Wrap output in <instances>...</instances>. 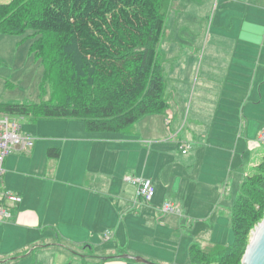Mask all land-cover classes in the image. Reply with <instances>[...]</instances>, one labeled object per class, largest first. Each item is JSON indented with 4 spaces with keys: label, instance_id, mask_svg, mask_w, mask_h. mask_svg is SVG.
Masks as SVG:
<instances>
[{
    "label": "crops",
    "instance_id": "obj_1",
    "mask_svg": "<svg viewBox=\"0 0 264 264\" xmlns=\"http://www.w3.org/2000/svg\"><path fill=\"white\" fill-rule=\"evenodd\" d=\"M171 9L178 29L167 53L176 57L163 64V114L145 115L118 133L64 124L52 137L34 138L29 153L5 159L2 185L22 201L11 221L0 224V264L45 258L105 264L110 258L95 250L114 240L112 229L127 210L136 213L143 204L126 195L137 191V179L151 180L148 203L171 202L177 211L162 214L178 215L181 223L192 218L189 201L202 204L193 193L217 195L234 171L240 190L264 149L253 147L264 130V0H173ZM56 146L59 157L48 159L47 149Z\"/></svg>",
    "mask_w": 264,
    "mask_h": 264
},
{
    "label": "trees",
    "instance_id": "obj_2",
    "mask_svg": "<svg viewBox=\"0 0 264 264\" xmlns=\"http://www.w3.org/2000/svg\"><path fill=\"white\" fill-rule=\"evenodd\" d=\"M164 0H11L0 3V35L31 34L30 53L41 61L51 99L41 103H0V115L15 118L77 120L89 133H118L138 119L163 114L164 81L158 61ZM43 34L55 37L56 54L47 55ZM70 72L65 102H55L56 79ZM82 86V87H81ZM84 89V98L72 93ZM59 148H48L57 159ZM244 176L231 208L234 242L211 253L192 245L193 264H241L251 232L264 218V149Z\"/></svg>",
    "mask_w": 264,
    "mask_h": 264
},
{
    "label": "rangeland",
    "instance_id": "obj_3",
    "mask_svg": "<svg viewBox=\"0 0 264 264\" xmlns=\"http://www.w3.org/2000/svg\"><path fill=\"white\" fill-rule=\"evenodd\" d=\"M10 1L0 0V3H9ZM172 2L173 0L163 1L162 11L166 15L165 27L169 32L163 34L158 44V59L163 67L162 75L165 79L167 71L164 65L174 64L175 62H172V60L176 57L167 53V47L171 44V34H174L178 29V18L171 9ZM29 34H31L30 31L23 36L0 35V103H41L51 99L50 84L47 80H44L41 61L30 53L32 40L29 37L27 38ZM42 37L46 41L47 55L50 58L54 57L56 54L54 35L43 34ZM70 77V72L61 66L55 81L58 92V95L53 99L55 102H65V99L68 98L62 91L61 81L67 86V80ZM69 90L71 89L69 88ZM77 92L79 93H72L71 96L75 95L78 99L84 98V89L81 88ZM260 113L264 114V105L261 106ZM30 121H32V118H22L20 119V125L22 133H28L33 138L45 139L46 137H52L64 124L80 126L83 130V123L77 120L41 119L37 123H29ZM73 129L77 130L76 127H73ZM40 142V140H36L37 144ZM253 145L256 148H264V142L256 141ZM182 149L188 151L186 147ZM244 164L241 166L240 173L247 170V162ZM235 173L237 172L234 171L229 176L228 181L225 182L215 196L212 190L208 196L206 193V196L201 195L202 192L201 194L200 192L193 193V199H197L202 204L193 206L189 201L188 208L192 218L182 223L178 221V215H163L160 209L164 202L158 204L156 197L149 203L138 199L139 202L143 203L136 209L138 214L130 212L132 208L127 210L123 223L120 221L112 229L113 234H115L114 240L112 242L102 241L101 248L95 250V255L99 258H110L105 264H134L117 259L116 257L121 254L141 257L155 264H193L189 257V248L193 244L200 245L208 253L212 251L213 246L210 247L211 244L215 247L232 245L234 236L231 229V207L237 197L241 181V176L238 177ZM174 191L176 192L175 188ZM126 195H132V201L134 202L135 197L137 198L136 188L134 193L128 190ZM213 201V207L206 210L207 206L205 204L213 203ZM145 205L151 206L152 211L143 209L146 207ZM154 207L158 208L159 211H156ZM155 212H159L156 217ZM204 212H206L205 217L198 216ZM107 248H113V250ZM117 251H123L124 253L118 254ZM143 253L151 256L145 257ZM63 256L68 259L67 256ZM148 258L158 262H153ZM40 264L77 263L70 259L68 261L63 260L60 263L45 258Z\"/></svg>",
    "mask_w": 264,
    "mask_h": 264
},
{
    "label": "built area",
    "instance_id": "obj_4",
    "mask_svg": "<svg viewBox=\"0 0 264 264\" xmlns=\"http://www.w3.org/2000/svg\"><path fill=\"white\" fill-rule=\"evenodd\" d=\"M259 140L264 142V130L259 135ZM34 147V138L22 133L18 118L0 115V224L8 223L13 217V212L20 205L22 198L20 194L7 190L2 185L5 159L13 153H29ZM182 154L186 153L182 149ZM137 198L145 203L153 197L154 188L151 180L137 179ZM177 208L171 202H165L161 212L174 213Z\"/></svg>",
    "mask_w": 264,
    "mask_h": 264
},
{
    "label": "water",
    "instance_id": "obj_5",
    "mask_svg": "<svg viewBox=\"0 0 264 264\" xmlns=\"http://www.w3.org/2000/svg\"><path fill=\"white\" fill-rule=\"evenodd\" d=\"M116 258L137 264H155L141 257L127 254H121ZM241 264H264V218L253 230Z\"/></svg>",
    "mask_w": 264,
    "mask_h": 264
}]
</instances>
